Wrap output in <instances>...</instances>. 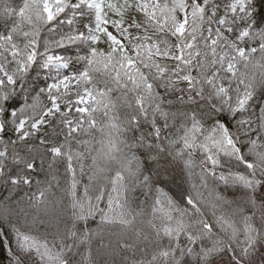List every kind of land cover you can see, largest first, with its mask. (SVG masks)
I'll return each mask as SVG.
<instances>
[{"label":"snow or ice","instance_id":"1","mask_svg":"<svg viewBox=\"0 0 264 264\" xmlns=\"http://www.w3.org/2000/svg\"><path fill=\"white\" fill-rule=\"evenodd\" d=\"M0 28L4 183L30 184L41 159L97 132L111 146L135 131L172 173L154 201L184 231L172 264H255L257 252L264 264V103H251L264 97V0H0ZM181 177L177 201L165 184ZM0 223L9 264H23L31 238L10 213Z\"/></svg>","mask_w":264,"mask_h":264},{"label":"trees","instance_id":"2","mask_svg":"<svg viewBox=\"0 0 264 264\" xmlns=\"http://www.w3.org/2000/svg\"><path fill=\"white\" fill-rule=\"evenodd\" d=\"M252 11L259 9L253 7ZM257 42L258 37L249 41L251 46ZM251 103L256 112L264 97ZM148 131L145 129L146 134ZM112 135L111 146L107 135L97 132L87 143L73 142L71 151L41 159L30 184L17 187L0 178V213H10L19 231L31 238L29 251L17 252L23 264H172L173 252L176 258L181 256L177 238L184 247L183 228L165 215L167 209L154 207L159 198L156 184L172 175L163 171L166 156L154 160L155 150L147 151V140L141 146L135 131ZM158 170L160 176L156 175ZM145 176L152 178L151 187ZM177 184L189 188L182 177L165 186L179 201ZM73 190L76 199L83 202V219L73 216ZM227 194L239 195L240 189ZM109 198L113 212L102 222L100 210L108 208ZM89 204L95 205V213L89 214ZM7 228L6 223H0V229ZM11 240L10 230H0V261L4 264H9L11 254L5 249ZM260 260L257 252L255 264Z\"/></svg>","mask_w":264,"mask_h":264},{"label":"rangeland","instance_id":"3","mask_svg":"<svg viewBox=\"0 0 264 264\" xmlns=\"http://www.w3.org/2000/svg\"><path fill=\"white\" fill-rule=\"evenodd\" d=\"M11 2V0H5V3L6 4H8V3H10ZM54 31V30H53Z\"/></svg>","mask_w":264,"mask_h":264}]
</instances>
